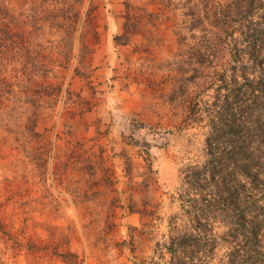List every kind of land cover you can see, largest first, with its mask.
Here are the masks:
<instances>
[{
  "label": "rangeland",
  "instance_id": "obj_1",
  "mask_svg": "<svg viewBox=\"0 0 264 264\" xmlns=\"http://www.w3.org/2000/svg\"><path fill=\"white\" fill-rule=\"evenodd\" d=\"M225 1L0 0V264H178L173 239L203 231L179 198L208 160L193 101L250 72L218 39ZM236 223L187 264H233Z\"/></svg>",
  "mask_w": 264,
  "mask_h": 264
},
{
  "label": "trees",
  "instance_id": "obj_2",
  "mask_svg": "<svg viewBox=\"0 0 264 264\" xmlns=\"http://www.w3.org/2000/svg\"><path fill=\"white\" fill-rule=\"evenodd\" d=\"M226 1L213 5L212 16L223 37L218 39L241 40L250 72L238 61L235 46L230 63L239 62L240 67L228 64L215 71L211 100L193 101V121L208 127V160L202 168L192 169L195 181L186 180L179 198L193 228L203 231L183 232L173 239L169 250L178 264H187L192 248L213 242L207 228L218 215L237 221L242 238L237 246L242 247H237L233 264H264V219L259 218L264 202V0ZM238 179H250L252 186Z\"/></svg>",
  "mask_w": 264,
  "mask_h": 264
}]
</instances>
